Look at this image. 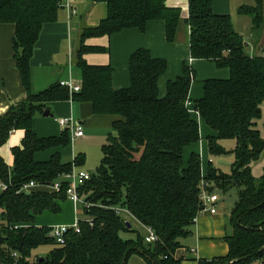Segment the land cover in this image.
I'll list each match as a JSON object with an SVG mask.
<instances>
[{
    "label": "trees",
    "instance_id": "obj_1",
    "mask_svg": "<svg viewBox=\"0 0 264 264\" xmlns=\"http://www.w3.org/2000/svg\"><path fill=\"white\" fill-rule=\"evenodd\" d=\"M92 1L105 2L108 15L95 26H81L74 55L81 74L80 91L70 94L69 88L57 83L38 93L29 92L26 100L0 115V147L13 130L25 131L21 145L12 148L13 165L0 156V179L9 184L6 191L0 190V264H128L133 254H140L149 264H181L177 251L185 247L204 207L203 181L210 184V191L238 189V199L231 213L233 233L226 237L228 254L200 259L198 264H252L263 259L264 170L256 179L252 163L264 155V135L258 128L264 102V45L256 43V52L249 53L248 41L236 30L231 15L215 12L213 0H189L186 18L180 7L168 6L166 0ZM62 6L63 0H0V22L16 24L14 57L27 88L43 27L57 20ZM238 12L251 18V33L261 39L264 0H254ZM158 19L166 23L169 43L178 40L185 22L190 29L191 57L226 68L229 76L205 79L204 95L193 100L190 92L197 75L186 61L182 74L168 81L162 95L159 80L168 61L155 57L149 48L132 53L130 85L121 89L113 86L112 65L89 64L85 59L87 53L109 50L88 45L86 39L129 28L144 32L150 21ZM67 99L88 101L94 113L113 115L115 135H109L100 165L80 187L81 197L92 204L90 208L81 205L89 217L80 219L81 231L70 230L66 244L61 245L50 234L51 227L37 225L36 218L46 211H61L57 200L68 199L66 175L84 165L85 155L78 154L69 162L59 153L49 160H36L38 152L68 145L70 135L66 129L58 136L40 137L33 122L37 113L45 112L47 102ZM200 118L216 133L207 137L210 155L234 153L230 173L215 166L213 159L204 173L196 151L185 164V149L202 138ZM230 138L236 141L233 151L220 143ZM31 181L39 186L28 193L23 187ZM57 181L62 184L60 191L48 188ZM117 207L152 226L159 241L147 243L141 233L137 240L122 238L129 221L116 212ZM47 244L52 248L46 256L34 254Z\"/></svg>",
    "mask_w": 264,
    "mask_h": 264
},
{
    "label": "crops",
    "instance_id": "obj_2",
    "mask_svg": "<svg viewBox=\"0 0 264 264\" xmlns=\"http://www.w3.org/2000/svg\"><path fill=\"white\" fill-rule=\"evenodd\" d=\"M238 2L239 1L235 2V0H213V8L217 13L231 15L236 30L241 33V31H239L240 28H237V26L248 24V21H246L247 19L243 16L240 17L241 14L235 19L231 12L229 13L232 7V11L236 15L239 14L238 10L241 5H239ZM241 3H243V0H241ZM166 4L171 7H180L184 18L189 14V0H166ZM107 15L108 6L105 2H93L92 0H63V6L59 10L57 20L44 25L40 38L36 44L34 55L31 59L29 88L25 86L22 80L21 73L16 65L14 57L15 50L13 40L16 34V24L11 22H0V115L6 114L12 105L26 100L29 92H41L60 83L62 80H70L81 86L82 80L80 71H78L80 79L77 80L74 78L76 74L74 55L80 41L81 26L83 23L89 26H95L99 24L102 19H105ZM189 36L190 29L189 26L186 25L182 31H180L178 40L169 43L166 39L165 21L162 19L152 20L148 23L144 32L138 28H129L111 36L103 35L86 39V44L88 45L105 46L109 48V50L107 52L87 53L84 57L89 64L112 65L114 68L113 86L116 89H121L130 85L129 62L132 53L140 47L149 48L155 57L165 58L168 61V69L159 80L160 92L164 95L168 81L182 74V64L184 61L192 65L193 68L197 66L200 67L199 69L201 71L205 68L204 64L208 65L202 63L205 59H193L191 57ZM250 36H252V33ZM63 37L69 41L70 45L67 54L63 52V44H60V39ZM253 38V41L250 40V43H247V50L251 54L256 52V43L261 42L264 45V34L261 39L259 38L260 41L256 35H253ZM181 45H186L188 52H186V49L183 46L181 47ZM67 55L69 57L68 63ZM187 55L189 57L188 59H186ZM215 68H218L215 64H209L208 67L205 68V73L212 72L218 74L219 72L215 71ZM221 73L223 75L222 77L226 78L224 76L227 75L228 77L229 74L227 73H229V70L226 69ZM205 79L207 78L201 79L202 84ZM72 93L73 92L70 91V94ZM201 95H204V85H196V82H194L191 87L190 97H201ZM46 106V110H49L51 115L46 116L44 113H37L33 122L34 130L40 137H49L58 136L67 129L70 135L69 143L73 141L71 135L74 129L71 126L64 128L60 124L61 118L67 117L73 120L76 118L77 121H74L83 125L84 136L75 139H86L88 136L91 137L90 133L92 132L88 131L87 133V130L88 128L91 129L95 124L112 128V123L115 118L110 114H96L90 102L79 101L77 99L51 101L47 102ZM42 116H45L44 118L55 116L53 121L56 122L55 126L59 127L60 131L52 129L51 132H46L44 126L50 121L48 119L46 122ZM194 116L198 117L196 112ZM200 124L202 128L205 126L206 122L200 118ZM206 126L209 127L207 124ZM24 135V129H15L10 133L7 143L0 147V156L3 157L5 162L10 166L13 165L14 161L12 148L21 145ZM191 146V148H188L189 153L187 152V158L184 160L185 164H187L192 152L199 151V145L192 144ZM63 147L65 146L53 147L38 152L35 158L38 161H45L49 160L56 153L62 156V154H64ZM201 151L203 150L201 149ZM77 155L78 154L73 155L72 159H64V156H62V160L64 162L73 161ZM209 161L210 159H208L207 167H205V162H203L202 166L204 173H206L208 169ZM84 165L76 167V170H84ZM230 190L231 189L227 190V192L229 193ZM214 192L219 196L218 211L216 213L207 211L198 216L196 223L192 227V234L184 241L185 243L191 240V243L188 245L185 243V247L179 248L177 251L176 257L182 258L181 264H198V260L200 259H213L215 257L225 256L229 252V244L226 237L233 233L231 213L236 201L229 211L228 207L230 206H228L226 197L222 196L221 198L219 189H215ZM57 202L61 207V211L57 214L46 211L37 216V225L50 227L64 224L71 225L79 218V212L81 210L87 214L83 206L76 204L70 199L63 201L57 200ZM121 215L131 223V227H128V231L121 232L122 238L137 240L138 233L142 234L139 228H143L144 231L142 223L127 209H123ZM194 257L195 260H193ZM128 264L149 263L140 254H133ZM252 264H264V258L256 260Z\"/></svg>",
    "mask_w": 264,
    "mask_h": 264
},
{
    "label": "rangeland",
    "instance_id": "obj_3",
    "mask_svg": "<svg viewBox=\"0 0 264 264\" xmlns=\"http://www.w3.org/2000/svg\"><path fill=\"white\" fill-rule=\"evenodd\" d=\"M233 1V0H231ZM238 2L239 5H253V0H243V3H241V0H235V2ZM232 3V2H231ZM231 12L232 16L236 19V17L239 14H235L233 11H232V7L229 11V13ZM244 17L245 19H247L246 21H248V24H245L244 26L243 25H240L239 27L237 26V28H240L239 31H241V34L243 35V38H245V40H247L249 43H250V40H254L253 38V35H251V27H252V23H251V18L249 16H244L243 14L240 15V17ZM250 21V22H249ZM251 24V26H250ZM184 26H186V23L183 22L182 25H181V30L184 28ZM249 27H250V30H249ZM244 28V29H242ZM253 33V32H252ZM60 44H63L62 47H63V52H65L66 54L68 53L69 49H70V45H69V41H67V39H65L64 37L60 39ZM183 45H181L182 47ZM185 49H186V52H188L187 50V47L186 45L183 46ZM63 56V55H62ZM68 55H67V63H68ZM188 55H187V58L188 59ZM202 63H206V64H210V65H214L213 62H208L206 60H204ZM208 65H205V68L208 67ZM200 67H196V75H197V78H196V85H203L202 84V80L204 78H212V77H218V78H223L222 76V71H225L226 68H215V71H218L219 73L216 74V73H212V72H208V73H205L206 72V69L204 68L203 71H201L199 69ZM75 71H76V74L74 75V78L75 79H80L79 77V74H78V69L75 67ZM209 74V75H208ZM229 74V73H227ZM207 76V77H205ZM229 76V75H228ZM224 77H227L224 76ZM202 79V80H201ZM193 82V83H194ZM203 95H201L202 97ZM193 100L195 99H199L201 97H193L191 96ZM43 118L45 116H42ZM46 120V122L49 121L48 123L45 124L44 128H45V131L46 132H51L52 129H54L55 131L59 130L60 131V128L55 126V121H53L55 119V116L54 117H47V118H44ZM74 120L77 121L76 118H74ZM206 127V128H205ZM258 128L260 129L261 131V134L264 135V102L262 103V117L261 119L259 120V123H258ZM51 129V130H50ZM89 132H92L90 133L91 134V137L88 136V138L86 139H74L71 143H69L68 145H66L65 147H63V150H64V154H62V156H64V159H72L73 158V155H76V154H80V153H84L86 155V162H85V165H84V170H87L89 172H95L97 167L100 165L101 163V159H102V156H103V152H102V148L105 144H107L108 142V136L110 134H113L115 135V132L112 130V128L110 127H104L102 125H99V124H95L92 126L91 129L88 128L87 130V133ZM62 132V131H61ZM45 133V132H44ZM61 134V133H60ZM216 134L213 130H211L209 127L205 126L201 128V140L198 141L196 143V145H199V151L198 153L201 155L202 157V160L203 162H205V167H207V163H208V159H213V164L215 166H217L218 168H220L223 172H226V173H230L231 172V169H232V164L235 160V155L234 153H228V154H224V155H215V156H212L210 155L209 153V148H208V141H207V137L209 135H214ZM220 143L222 145H224L227 150L229 151H233V149L235 148L236 146V141L235 139H224V140H220ZM192 146L188 147V148H191ZM188 148H186V152L184 153V160L185 158H187V152L189 153L188 151ZM201 149L203 151H201ZM263 170H264V155H261L258 159L254 160L253 163H252V171H253V174L254 176L256 177V179L260 178V176L262 175L263 173ZM219 193L221 195V198L222 196L226 197V200L228 202V210L230 211V208L231 206H233V203L238 199V189L236 188H231V190L229 191V193L225 190H222V189H219ZM226 193H228L227 195H225ZM81 210V209H80ZM79 218L80 219H88V215L83 211L81 210L79 212ZM141 231H142V235H144V232L143 231V228H139ZM187 245L191 243V240H189V242H185ZM52 246L51 245H42L40 247H38L35 251H34V254L35 255H38V256H41V257H44L46 256L49 251L51 250ZM192 258V257H191ZM195 260V257L194 259ZM192 261V260H191Z\"/></svg>",
    "mask_w": 264,
    "mask_h": 264
},
{
    "label": "built area",
    "instance_id": "obj_4",
    "mask_svg": "<svg viewBox=\"0 0 264 264\" xmlns=\"http://www.w3.org/2000/svg\"><path fill=\"white\" fill-rule=\"evenodd\" d=\"M75 13V12H74ZM62 86L69 88L71 92H78L81 89L80 85L73 83L70 80H62L60 81ZM60 124L66 128L71 126L74 130L72 132L71 138L74 140L77 137L84 136V128L83 125L80 123H76L72 118H61ZM67 178L70 179V184L66 189L67 198L71 201L75 202L76 204L83 205L85 208H90L91 203L86 202L80 194V187L84 185L91 177L92 173L87 170H80L74 171L71 174L66 175ZM39 186L35 181H31L30 183L24 185L23 190H26L28 193L30 192L31 188ZM210 184L206 181L202 183V190H201V199L203 202V210L199 214L205 213L207 211L211 213H216L218 211V201L219 196L214 192L209 190ZM9 188V184L4 182L0 179V190L6 191ZM52 191L58 192L62 188V184L60 181L55 182L53 185H49ZM22 190V189H21ZM124 208L117 207L115 208L116 212L121 214ZM198 215V216H199ZM198 216L195 218V222L197 221ZM89 222L92 223L93 220L89 219ZM144 227V238L147 243H156L159 241V235L157 234L156 230L152 226H147L142 224ZM18 225H16L17 227ZM74 230L76 232H80V219L77 218L75 223L71 225H55L51 226L50 234L57 239V242L61 245L66 244V234L70 231ZM17 256V253H14Z\"/></svg>",
    "mask_w": 264,
    "mask_h": 264
},
{
    "label": "water",
    "instance_id": "obj_5",
    "mask_svg": "<svg viewBox=\"0 0 264 264\" xmlns=\"http://www.w3.org/2000/svg\"><path fill=\"white\" fill-rule=\"evenodd\" d=\"M44 115L48 116V115H51V113H50L49 110H45ZM127 225H128V227H131V223L130 222H127Z\"/></svg>",
    "mask_w": 264,
    "mask_h": 264
}]
</instances>
